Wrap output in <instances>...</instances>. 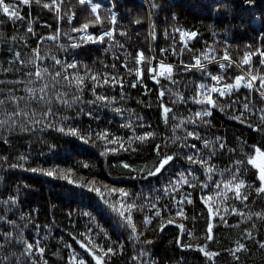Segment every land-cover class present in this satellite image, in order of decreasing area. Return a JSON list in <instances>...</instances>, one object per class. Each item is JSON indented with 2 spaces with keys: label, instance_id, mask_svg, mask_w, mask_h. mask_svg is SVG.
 <instances>
[{
  "label": "trees",
  "instance_id": "obj_1",
  "mask_svg": "<svg viewBox=\"0 0 264 264\" xmlns=\"http://www.w3.org/2000/svg\"><path fill=\"white\" fill-rule=\"evenodd\" d=\"M143 1L121 0L118 4L116 0H93L101 6L102 16H110L115 13L114 9L117 12L116 25L107 21L89 24L87 33L93 37L110 28L116 29L113 41L105 38L104 43H93L87 38L81 39L85 33L72 31L95 19L90 15V6L79 4L78 0H63V3L57 0L59 12L55 7L49 10L35 0L28 5L22 0H6L16 4L24 19L13 21L0 12V99L7 101L0 109V118H3L4 110L19 107L30 117L35 112L36 119L41 122L36 124L25 121L24 117H16L15 130L8 126L0 128V157H3L0 159V217H3L0 219V243L4 245L0 248V264H70L73 256L83 259L85 264H96L78 243L87 244L88 239L93 242V250L96 246L114 249L104 257L102 264H264V249L258 244L264 241V220L256 216L246 220L231 211L235 208L245 214L264 212V194L257 195L255 191L260 186L256 175L262 160L256 156L255 148L264 151V131L254 130L264 129L259 111L264 108V99L241 86L230 96L216 97L221 107L226 102L236 103H229L224 111L219 107L211 108V115L204 117L209 123L203 124L195 118V113L208 106L195 103L193 98L199 85L206 86L210 71L186 70L184 67L203 52L215 54L218 59L227 53L238 66L246 53H255L251 55L253 65H259L260 53L264 52V0H253L252 3L245 0ZM69 15L73 16L71 22ZM137 19L141 23H134ZM29 23L32 32L27 30ZM177 29L196 35L184 42ZM121 32L126 35H120ZM72 44H79V47H70ZM37 49L41 59H35L34 50ZM164 49L167 51H162ZM137 52L151 58V64L146 61L140 65V83L134 72L129 73L121 67L126 63L128 68L134 69L136 62L132 57ZM152 55L156 60L171 64L172 79L178 83H170L163 77H158L159 83L152 79L153 73L148 69H158ZM30 60L35 63H29ZM56 60L62 65L76 64V69L68 70L71 74L118 75L124 86H98L96 92L113 102L89 103L95 101L90 78L85 80L84 90L79 93L75 87H66L68 82L60 77L56 78L60 81L57 83L52 76L57 70L63 72L64 69L56 64ZM113 64L115 68L111 67ZM37 68L49 70L42 80L31 75ZM239 75L240 72L232 69L226 80L233 83ZM134 83L136 87H132ZM44 84L49 86L46 89L49 104L37 102L29 95V89L34 90V97L43 95L39 89ZM258 89L259 81L256 91ZM161 91L165 93L163 97ZM57 93H67L63 99L72 100L74 94L80 95L81 99L68 107L59 103ZM9 97L17 98V104H12ZM20 97L24 99L20 100ZM161 101L172 109L167 124ZM245 103L249 104L248 111L244 110ZM49 108L55 115L44 119ZM115 108L121 112L113 111ZM232 116H240L245 122L240 123L230 118ZM181 120H195V123L180 124ZM22 123L28 131L20 130ZM126 124L130 127L122 126ZM178 124L180 126L175 128ZM250 124L253 127H249ZM60 127L77 128L91 139L84 143L75 136L57 131ZM174 128L175 136L181 137L175 143L172 140ZM192 130L200 134V140L183 139L186 132ZM101 132H107L108 139H118L128 150L120 148V144L97 138ZM148 132L154 136L143 143L133 140L131 148L135 151L128 148L129 138ZM204 140L211 142L209 148L204 147ZM185 143L198 146L199 155L213 166V173L206 175L201 165L191 164L181 155L186 153L199 159L193 150L181 147ZM156 145H161L165 153L177 154V158L166 166V170L149 175V170L159 159L154 150ZM250 156L255 158L257 166L248 163ZM14 164L18 166L11 167ZM52 170L56 175L44 174V171ZM180 173L195 186L180 183ZM233 174L244 181L242 191L248 200L241 203L229 199L221 203L222 198L216 197L212 205L219 207V216H223L230 227L219 216H209L203 199L215 193L213 181H226ZM90 181L94 183L89 184ZM78 183L85 186L78 187ZM88 187L94 190L89 191ZM97 188L100 194L95 191ZM113 188L129 193L126 202L137 205L132 217L139 239L133 238L131 229L110 207L120 199L118 192L110 193ZM228 195L231 197L233 193ZM10 197L15 198V204L9 201ZM186 197L192 202L188 203ZM4 201L9 202L5 204ZM180 209H183V217L177 215ZM157 210L160 216L154 215ZM146 216L152 217L151 224L144 223ZM169 219H174L175 223H167ZM209 222L214 225L211 241L206 238ZM177 224L183 225L185 231L182 232ZM244 230L250 231L254 239L246 238ZM9 232L12 233L11 243L3 239ZM20 239L33 244L39 240L43 255H22L25 246L18 242ZM146 240L152 243H143ZM237 241L248 248L246 252L237 253L239 261L228 252L236 247ZM202 247L219 255L209 259L200 251ZM145 252L146 255L142 254Z\"/></svg>",
  "mask_w": 264,
  "mask_h": 264
},
{
  "label": "snow or ice",
  "instance_id": "obj_2",
  "mask_svg": "<svg viewBox=\"0 0 264 264\" xmlns=\"http://www.w3.org/2000/svg\"><path fill=\"white\" fill-rule=\"evenodd\" d=\"M22 2L25 5H28L31 3V0H22ZM36 3L38 4H42L43 7L45 8H49V10H52L53 7H55L56 11L59 12L60 11V4L57 3V0H50V2H45V0H35ZM246 3H252L253 0H245ZM60 3H63V0H60ZM78 3L81 5H87L90 6V15L93 16L95 19L94 20H90L86 23H84L80 28H73L72 31L73 32H83L85 33V36L87 37V40L96 43V42H100V43H104L105 42V38L108 39V41H113L114 39V32H115V27L110 28L106 31H104L101 35L97 36V37H93L91 34L87 33V29L89 27L90 23H104L105 21L111 23L112 25H116L117 23V18L115 13H111L110 16H102L99 12L100 9V5L97 3H94L93 0H78ZM153 7H156L155 4L152 5ZM69 11H71V9H69ZM110 11V10H109ZM0 12H2V14L4 16H7L9 19L16 21V20H23L24 17H22L20 15L19 9L17 8L16 4L14 3H7L6 0H0ZM74 15V14H73ZM73 16L69 15L68 19L69 22H71ZM134 23L139 24L141 23V21L139 19L135 20ZM28 32H32V27L31 24L29 23L28 26ZM177 31L180 32V36L183 38L185 36L188 37H194L196 35V33H189V32H185L182 30L177 29ZM120 35H126V33L121 32ZM153 38L155 39V35H153ZM14 39V38H13ZM48 39H55V37H48ZM81 39H84V37H81ZM119 47H123V44H119ZM70 47H79V44H72L70 45ZM185 47H187V45H185ZM162 51H167L166 49L162 50ZM255 54V53H252ZM249 53H246L244 55V57L241 59V61L239 62L240 65H249L250 61H251V55ZM17 58L19 59V53L16 54ZM131 55V54H129ZM261 55H264V53H261ZM34 56L35 59H41V57L39 56V52L38 49L34 50ZM203 60H206L208 62H212L214 60H216V57L211 55L209 52H203L201 54ZM201 56H196L194 57L195 63L194 64H187L184 65L186 70H191L192 68H197L201 71H205V65L202 63L201 61ZM55 59V58H54ZM132 59L135 60L136 62V67L133 68H128L126 63L121 64V67H124L127 69V71L129 73L134 72L136 77H137V83L141 82V78H142V70L140 68V65L144 62H148L149 64H151V58L146 57L145 54L143 52H137V54L132 57ZM222 60L227 61L228 64H224V63H220V68L221 70H224L226 67L230 66L232 63H234V61L232 60V58L225 53V55H223L221 57ZM29 63H35V60H30ZM262 63H264V61H262ZM56 64L61 65V67L64 69L63 72H61L60 70H57L53 76L52 79L54 81H56L57 83H60L59 80H57V77H60L61 80L63 81H67V85H65L66 87L72 88L75 87L77 90V93L82 92L84 90V86H85V80L89 79L93 82L92 85V94L93 96H95V101H89V103H95L96 101H101V102H107V103H112V99H110L107 96H101L96 92V88L99 87H103L105 85H109V86H116L119 85L121 88H123V83H122V77H119L118 75L115 74H109V73H104V74H98V73H92L91 76L89 77L87 74L85 76H81L79 75V73H75V74H71L69 73V69H76L78 66L74 63H69L67 65H62L61 61L56 60ZM105 67H109L108 65H105ZM112 68H115L116 65L113 64L111 65ZM160 70L157 71L155 67H150L148 69V71L150 73H153L152 75V79L154 81H156L157 83H159V79L158 77H163L164 79L169 80L170 83H178L177 81L172 79V66L171 65H165L163 62H161V64L159 65ZM49 70L47 68L44 69H40L37 68V70L34 73H31V75H34L36 77L37 80H42L44 77V74L47 73ZM89 72H91V70H88ZM210 75V78L212 81H214V85L211 87H207L203 84L198 86V90L196 91V95L193 98L194 102L197 104H206L208 107L206 109H204L201 112H196L195 113V118L200 120L203 124H208L209 122L204 120V117L206 116H210L211 115V108H217L219 107L221 111L225 110V107L229 106L230 104H235L236 101H230V102H226L224 107H221L219 99L218 98H224L227 96H230L231 93L235 90H239V88L241 86L243 87H247L250 91L256 90L254 88V84L257 80H259V88L262 90L260 95L261 98L264 99V76H259L257 74H254L253 69L249 68L247 69L246 73L244 75H239L237 77H235V80L233 83H228V84H224L222 87H217L216 85H220L221 80L223 79V77L220 76H216V75ZM48 84H44L42 87H40L39 92L43 93V95H40L39 97H34L32 94L34 92V90L29 89V95L30 97L37 99V102H43L44 104H49L51 101L50 99H46V97L49 96V93L46 91V89H48ZM132 87H136V83L132 84ZM213 93L216 94V97L213 96ZM67 95V93H57V96L60 98L59 99V103L66 105L68 107H71L73 103H75L76 101H79L81 99L80 95H73L72 100H67V99H63V96ZM165 95V93L163 91L160 92V96L163 97ZM123 98V97H121ZM20 100H23L24 97H20ZM179 99H183L182 97H180ZM9 100L11 101L12 104H17V98L15 97H9ZM6 100L5 99H0V109H3V106L6 104ZM161 107L163 108V118L165 123H168L169 120V116L168 114L172 111V109L170 107H167L164 105L163 101H161ZM249 109V104L245 103L244 104V110L248 111ZM113 111L120 113L121 109L119 108H115L113 109ZM261 115H260V120L261 122H264V108L259 110ZM49 115H55V113L52 112V110L49 108V110L47 112L44 113V119H47V117ZM88 115H91V113H88ZM3 118H0V128H3L5 126H8L10 130H15V128L17 127V120L15 119L16 117H24L25 121H29L31 120V122H34L36 124H39L41 121L39 119H36V113L33 112L31 114V117L29 116V113L25 112L23 109H20L19 107H16L12 110H4L2 113ZM232 119H236L238 122L240 123H244L245 121L240 117V116H232L230 117ZM63 119H67V117H64ZM172 119H175V117H172ZM185 123H195V120H181L180 124H185ZM51 127H55L54 125H48ZM123 127H130V125H122ZM143 126V125H141ZM180 125H176L175 128H178ZM249 127H253V125H248ZM175 128H174V135H173V143H175L176 140H180L181 137L175 136ZM20 130L22 131H28L29 128L26 126V124H20ZM254 130H260V131H264V129H259V128H254ZM57 131L60 132H64L67 135H71V136H75L79 139H81L84 143H88L89 140L91 139L90 136H87L86 134H82L80 132L79 129L77 128H68L65 129L63 127L57 128ZM154 133L152 132H148L145 133L143 135H135L134 138H129L128 141V148H131V145L133 143V140H138L141 143L145 142L146 140H148L150 137H153ZM97 138L101 139V140H107L108 143L111 144H120V148L125 149V145L123 143H120V141L118 139H108V133L107 132H101L97 134ZM188 138H192L193 140H200V134L195 131H187L185 137L183 138L184 140H187ZM217 141H219V137L216 138ZM203 145L205 148H209L211 145V142L208 140H204L203 141ZM181 147L183 148H190L191 150H193V152L196 155H199V149L198 146L196 144H191L188 145L187 143L182 144ZM220 147L223 148L224 145L220 144ZM128 150V149H125ZM132 151H135L136 149L131 148ZM154 150L157 153V156L159 157L158 161H157V165L149 170V175H157L159 173H161L163 170H166V166H168L171 162L174 161L175 158H177V154H168L165 153L161 147V145H156ZM115 151V150H113ZM255 154L256 156L264 159V151H262L260 148H255ZM184 155L186 157V159L191 163V164H199L204 168L205 174H211L214 171L213 166L209 165V161L204 159L203 155H199V159L196 158L195 155H188L186 153L181 154ZM0 159H3V157H0ZM21 160L25 159V157H20ZM237 163H241V161H237ZM248 163L249 164H253V166H257L255 165V158L250 156L248 158ZM18 165H11V167H17ZM124 167H129L128 165H124ZM259 168V176L258 179L260 180V186L258 188L255 189L257 195L260 194H264V166H257ZM31 171H37V169H31ZM43 171V170H41ZM45 175H49V176H54L56 175V172L54 170L52 171H44ZM190 175H193L192 173H189ZM180 183H185L188 184L190 187H194L195 185H193L190 181H188L187 179L184 178V174L180 173ZM63 178V177H62ZM193 178L195 179V176L193 175ZM209 180H211V176H208ZM69 183H73L72 180H69ZM94 182H89V184H93ZM213 183L215 184L216 187V191L213 195L210 196H206L203 199V202L206 204V206L208 207V211H209V216L210 217H217L219 216L220 213V209L219 207H213L212 205L215 203L216 197H221V203L226 202L229 199H237L239 200L241 203L245 202L248 200V196L246 193H244L242 191V189L245 188V183L243 180H238L236 175L233 174L231 179H228L226 181L223 182H215L213 181ZM171 184V182H170ZM78 187L81 186H85L83 184L78 183L77 184ZM174 186V185H173ZM201 188L203 187H207V185H200ZM89 191H93L94 189L92 187H88ZM95 191L97 192V194H100V189H95ZM111 194H116L117 192L119 193V197L120 199L116 202V204H110V207L113 208L114 211L118 212V215L120 216L121 220L124 222V224L131 229L132 233H133V238L134 239H139V236L137 235V228L136 225L133 222V217H132V211L137 207V205H135V203H131V202H126L127 198L129 197V193H127L126 191L122 190V189H110L109 190ZM167 191V190H166ZM231 192L233 193V195L230 197L228 195V193ZM105 198L106 197H102ZM187 200L188 203H191L192 201L190 199H187V197L185 198ZM9 201H11L12 204H15V198L10 197ZM9 201H4L5 204H7ZM184 201H177V203H183ZM117 205H119V207H117ZM153 208L156 207L155 204L152 205ZM225 212H228V208L224 209ZM232 213L233 214H239L241 216H244L246 220H250L252 219L253 216H256L257 218L264 220V212H260V213H250V214H245L243 212H239L237 209L232 208ZM127 213V214H126ZM155 216H160L161 213L159 210L155 211L154 213ZM177 215L180 217H183L184 213H183V209H180L177 212ZM0 219H3V217H0ZM219 219L224 222L227 225V221L225 220V218L223 216H219ZM144 223L147 224H151L152 223V217L150 216H146L144 218ZM167 223H175L174 219H169L167 221ZM177 227H179L181 229V231H185L183 225L181 224H177ZM213 223L209 222L208 223V227H207V234H206V238L211 241L214 239V234H213ZM230 226L231 225H227ZM238 226V225H237ZM253 227H255V225H253ZM161 230H163V223L161 225ZM81 235H84L83 233ZM244 235L246 238L248 239H254L252 233L250 231L244 230ZM3 239L5 241H7L8 243L12 242V233H5ZM87 239V238H86ZM19 243H22L25 246V251L24 253H22V255L25 256H33L35 254H40L41 256L43 255L44 249L42 247H40V241L37 240L35 242V244L33 243H29L23 239H20L18 241ZM78 243H80L81 247L85 249V251H87L89 253V255L92 256V258L96 261V264H102V262L104 261V257L106 255H108L109 253L114 252V249L112 248H108V249H103L100 248L99 246H96L95 250H93L92 245V241L90 239H88V243L85 244L82 241H78ZM143 243H152L149 240L144 241ZM259 247L261 249H264V241H259L258 242ZM4 245L2 243H0V248H3ZM181 247H184V245H181ZM200 251L203 252L209 259H211L212 257L219 255V253L216 252H210L207 251L205 248H200ZM248 251L247 246L240 242L237 241L236 242V247L233 249H228L229 254L233 257V259L239 261L240 257L237 255V253L240 252H246ZM144 255H146L147 253H142ZM4 259H7V257H5ZM19 259V258H17ZM45 264H47V262H45ZM70 264H85V261L83 259H79L77 257H72Z\"/></svg>",
  "mask_w": 264,
  "mask_h": 264
},
{
  "label": "rangeland",
  "instance_id": "obj_3",
  "mask_svg": "<svg viewBox=\"0 0 264 264\" xmlns=\"http://www.w3.org/2000/svg\"><path fill=\"white\" fill-rule=\"evenodd\" d=\"M143 3H144V1L143 0H141ZM116 3H118V4H121L122 2H121V0H116ZM113 12H115V13H117L116 12V9H114L113 10ZM85 35V34H84ZM184 38V37H183ZM185 38H189L188 36H185ZM152 58L154 57V55H152L151 56ZM154 59V61L155 62H157L158 60H156L155 58H153ZM262 59H260L259 60V65H253V63L251 64H249V65H240V66H238L237 64H236V66L237 67H239V70L237 69V71L238 72H240V74L241 75H243V73H246V71H247V69H249V68H251V69H253V71H254V73H261V75L260 76H264V63H260V61H261ZM218 61L219 60H215V61H213L212 62V64L214 65V66H209V67H211V68H209V67H206L205 69H208L211 73V75H216V76H220V77H223L221 74H219V73H215L216 71H219V70H217V65H218ZM263 61V60H262ZM221 62H223L222 60H221ZM165 63V62H164ZM225 63H228L227 61H225ZM161 63H159L158 65H157V70L159 71L160 70V68H159V65H160ZM191 64H194V63H191ZM165 65H167L166 63H165ZM169 65H171V64H169ZM220 66V65H219ZM230 66H234L233 64H231ZM230 66H228V67H230ZM183 67V66H182ZM232 69H235L236 70V68L235 67H231ZM191 70H199V69H197V68H192ZM216 70V71H215ZM209 74V73H208ZM259 81V80H258ZM258 81H256L255 82V84H254V86H256V83L258 82ZM209 82V81H208ZM221 83L222 84H228V83H232V82H229V81H227L225 78H223L222 80H221ZM254 91V90H253ZM254 93H255V91H254ZM256 94V93H255ZM257 96V95H256ZM257 97H259V96H257ZM260 98V97H259ZM260 165L261 166H264V159H262L261 160V163H260Z\"/></svg>",
  "mask_w": 264,
  "mask_h": 264
},
{
  "label": "bare ground",
  "instance_id": "obj_4",
  "mask_svg": "<svg viewBox=\"0 0 264 264\" xmlns=\"http://www.w3.org/2000/svg\"><path fill=\"white\" fill-rule=\"evenodd\" d=\"M82 37H84V38H87L85 35H82ZM190 38V37H189ZM189 38H185L184 37V42L185 41H188V39ZM262 53H264V52H262ZM260 55H261V53H260ZM213 56H215V54H213ZM216 57V56H215ZM264 55H261V59L264 61ZM216 60H219L218 61V65H217V70H219V71H216L215 73H219V74H221V75H223V76H225V77H227V76H229L230 75V71L232 70V68L231 67H235L236 68V70L238 69L239 70V67H237L236 66V64L235 63H232L234 66H230V67H226L224 70H221V68H220V63H224V64H228V63H225V61L224 60H222L221 58L220 59H218V57H216ZM221 60L223 61V62H221ZM262 60L260 61V63H262ZM201 61H202V63L205 65V68L206 67H209V66H214L213 64H212V62H208V61H206V60H203V58H202V56H201ZM215 61V60H214ZM192 63H195V60L193 59V61H192ZM240 71V70H239ZM211 73V72H210ZM209 73V74H210ZM208 74V76H207V80L209 81L210 80V75ZM257 75H259L258 73H257ZM258 81V80H257ZM207 84H209V82H206V85ZM254 88L256 89V86H254ZM260 89V88H259ZM259 89H258V91H259ZM255 91V93H256V95L258 96V93L259 92H256V90H254ZM213 96L214 97H216V94L215 93H213Z\"/></svg>",
  "mask_w": 264,
  "mask_h": 264
},
{
  "label": "built area",
  "instance_id": "obj_5",
  "mask_svg": "<svg viewBox=\"0 0 264 264\" xmlns=\"http://www.w3.org/2000/svg\"><path fill=\"white\" fill-rule=\"evenodd\" d=\"M245 73H243V75H244ZM223 76V75H222ZM210 77V76H209ZM228 77V76H227ZM227 77H225V76H223V78H227ZM214 81H212L211 80V78H210V80H209V84H207L206 86L207 87H211V86H213L214 85ZM224 84H222L221 82H220V85H216L217 87H222ZM262 91V90H261ZM261 91H256V92H259L258 93V95H260V93H261Z\"/></svg>",
  "mask_w": 264,
  "mask_h": 264
},
{
  "label": "water",
  "instance_id": "obj_6",
  "mask_svg": "<svg viewBox=\"0 0 264 264\" xmlns=\"http://www.w3.org/2000/svg\"><path fill=\"white\" fill-rule=\"evenodd\" d=\"M256 176H257V179H258V176H259V172H257V175H256ZM258 181H259V183H260V180H259V179H258Z\"/></svg>",
  "mask_w": 264,
  "mask_h": 264
}]
</instances>
